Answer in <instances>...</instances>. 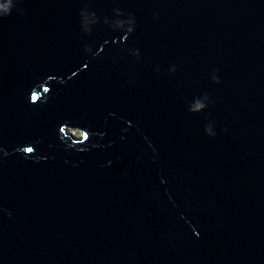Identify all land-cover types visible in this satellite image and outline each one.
Masks as SVG:
<instances>
[{"label": "water", "instance_id": "water-1", "mask_svg": "<svg viewBox=\"0 0 264 264\" xmlns=\"http://www.w3.org/2000/svg\"><path fill=\"white\" fill-rule=\"evenodd\" d=\"M0 7V264H264V0Z\"/></svg>", "mask_w": 264, "mask_h": 264}, {"label": "snow or ice", "instance_id": "snow-or-ice-1", "mask_svg": "<svg viewBox=\"0 0 264 264\" xmlns=\"http://www.w3.org/2000/svg\"><path fill=\"white\" fill-rule=\"evenodd\" d=\"M5 11V9L3 8V7H0V12H4ZM31 99L33 100V101H35L36 99H37V97L35 96V95H33L32 97H31ZM26 151H28V152H31L32 151V149H26Z\"/></svg>", "mask_w": 264, "mask_h": 264}]
</instances>
